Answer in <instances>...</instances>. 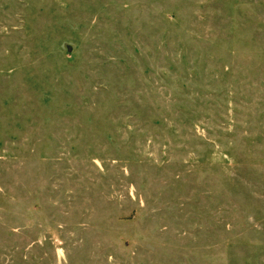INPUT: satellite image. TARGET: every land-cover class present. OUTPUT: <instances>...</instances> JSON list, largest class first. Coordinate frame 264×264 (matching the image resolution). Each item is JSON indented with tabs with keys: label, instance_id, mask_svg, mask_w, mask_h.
Masks as SVG:
<instances>
[{
	"label": "rangeland",
	"instance_id": "obj_1",
	"mask_svg": "<svg viewBox=\"0 0 264 264\" xmlns=\"http://www.w3.org/2000/svg\"><path fill=\"white\" fill-rule=\"evenodd\" d=\"M0 264H264V0H0Z\"/></svg>",
	"mask_w": 264,
	"mask_h": 264
}]
</instances>
